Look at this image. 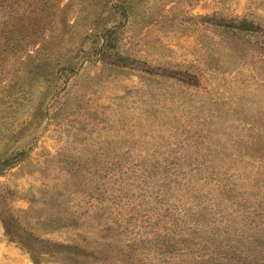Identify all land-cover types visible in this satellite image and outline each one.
Wrapping results in <instances>:
<instances>
[{
	"label": "rangeland",
	"instance_id": "obj_1",
	"mask_svg": "<svg viewBox=\"0 0 264 264\" xmlns=\"http://www.w3.org/2000/svg\"><path fill=\"white\" fill-rule=\"evenodd\" d=\"M13 216L39 264H264V0H0V264H37Z\"/></svg>",
	"mask_w": 264,
	"mask_h": 264
},
{
	"label": "trees",
	"instance_id": "obj_2",
	"mask_svg": "<svg viewBox=\"0 0 264 264\" xmlns=\"http://www.w3.org/2000/svg\"><path fill=\"white\" fill-rule=\"evenodd\" d=\"M239 29H241V30H236V33H241V31H246L245 30V28H243V27H239ZM243 29V30H242ZM2 39H3V37H2ZM4 40H6V39H4ZM7 41V40H6ZM7 47H8V45H7ZM40 50H36V53L37 52H39ZM36 55H35V53H32L31 51H29L27 54H26V58H28L29 59V57H35ZM19 218L20 217H18V216H16V217H14L13 216V218L12 219H10L9 217H6V218H4V222H5V224H6V228H7V230H8V232L9 231H11L12 232V235H14V236H16L17 237V239L18 238H21V237H19V235L18 234H20V230H22V229H20L19 230V228L21 227V225H20V222L18 221L19 220ZM18 221V222H17ZM23 229H26V228H23ZM19 232V233H18ZM30 232H32V230L30 229ZM20 241L22 242V243H24L23 242V239L21 238L20 239ZM28 244V245H27ZM24 245L25 246H27L28 248H29V250H30V252H31V254H32V257H34V260L36 261V263L37 264H39L40 263V261L38 260V258L37 257H35V253H41V254H44V253H49V252H52V251H48L49 249H46L48 246H50L48 243H47V241L46 240H43L42 241V244H41V246L42 247H40V250L41 251H37L36 249H35V247H33L34 245L32 244V243H24ZM57 246H60V245H63V247H66V245H64V244H56ZM68 247V246H67ZM34 248V249H33Z\"/></svg>",
	"mask_w": 264,
	"mask_h": 264
}]
</instances>
